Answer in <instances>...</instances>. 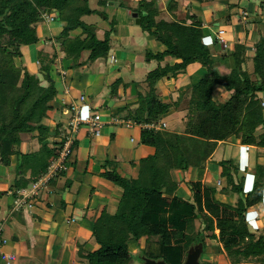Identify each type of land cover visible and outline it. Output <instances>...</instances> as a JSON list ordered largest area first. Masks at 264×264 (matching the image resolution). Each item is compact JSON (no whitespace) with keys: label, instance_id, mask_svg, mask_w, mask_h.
Masks as SVG:
<instances>
[{"label":"trees","instance_id":"16d2710c","mask_svg":"<svg viewBox=\"0 0 264 264\" xmlns=\"http://www.w3.org/2000/svg\"><path fill=\"white\" fill-rule=\"evenodd\" d=\"M112 1L96 0V4L105 8ZM193 1L204 5L207 0ZM140 3L137 15L142 32L145 36H152L166 50L156 55L145 52L146 61H156L158 67L149 71L141 83V91L136 94V107L128 111L127 117L131 116L138 125L159 121L172 104L161 101L156 92L157 82L169 74L177 76L183 73L192 64L201 65L206 73L180 96L188 97L186 121L181 132L141 129L140 144L153 148L154 153L139 161L136 179L121 177L112 162H105V170L100 177L120 188L122 194L115 213L108 215L102 211L94 222L92 236L98 249L93 262L128 264L134 259L143 264L139 256L128 251L127 243L145 237L150 240V247L142 252L146 258L181 264L192 242L187 234L195 231L192 222L197 218L205 224L204 231L211 233L209 238L216 239L213 232L218 230V240L229 256L242 253L244 259L258 257L264 251L262 238L251 236L244 221L247 209L261 202L263 185L258 173L251 191L245 194L236 178L238 165L232 160L221 163L228 171H223L227 185L219 193H234L237 200L233 206L216 200V188L204 187L200 196L199 190L194 191L197 184H192L193 193L189 201L175 194L170 199L165 198L161 190H175V184L171 185L172 170L197 169L196 183L199 184L206 162L219 141H229L237 135L242 144L264 147V142L257 143L254 139L256 129L264 123L258 97L264 93V37L255 43L251 58L246 57L245 46L239 44L230 52L214 55L203 43L201 22L196 16L188 15L190 12L187 11L189 24L185 20L158 19L159 11L153 3H146L147 9L143 5L145 2ZM176 8V0H169L166 4L168 11ZM128 10L132 15L134 11ZM46 12L51 16L55 14L65 24L54 39L72 63H77L84 53H87L88 62L108 60L111 50V32H104L103 37L98 38L95 25L86 24L83 20L91 15H97L103 21L107 19L103 11L90 7V0H0V157L1 163L16 176L13 197L17 191L29 188L46 171L48 161L44 163L43 158L52 159L61 147V143L55 150L48 147L49 143L43 145V141L48 139V128L42 121L48 111L54 110L56 96L55 87L47 75L51 59L39 52L42 79L20 65V48L39 41L35 25L40 23L42 14ZM76 29H81L82 38L71 37ZM52 49L51 58L56 54L55 45ZM249 60L252 62L251 73L243 70ZM165 61L166 65L162 67L160 63ZM219 65L229 69V73L221 75ZM44 79L48 81L45 84ZM118 85L119 81L112 85L111 93ZM220 86L231 92L230 98L223 103L213 100L214 92ZM27 134H36L40 151H44L40 159L36 153H21L22 136ZM11 158L16 159L14 168H10ZM28 172L30 176L26 180ZM2 195H7V192H0V198ZM204 231L202 226L193 239L201 241L203 247ZM255 260L264 262L263 257Z\"/></svg>","mask_w":264,"mask_h":264},{"label":"crops","instance_id":"0c3cea01","mask_svg":"<svg viewBox=\"0 0 264 264\" xmlns=\"http://www.w3.org/2000/svg\"><path fill=\"white\" fill-rule=\"evenodd\" d=\"M141 1L153 3L159 11L158 19L185 20L189 24L191 21L186 19L187 13L190 12L188 15L196 16L201 22L203 43L214 55L230 52L236 44H241L246 48V57L251 58L257 38L264 37V21H262L264 20V0H207L204 5L193 0H176L177 8L172 11L166 9L169 0H113L103 8L107 19L98 20L93 25H95L97 36L98 33L103 37L104 32H111L109 57L112 56V52L116 62L110 63L109 58L108 61L100 59L88 62L86 61L87 53H84L78 58L77 63H72L70 59L63 58L61 50L57 57H52V59L50 49L46 47L43 50L40 46L44 38L54 40L65 24L59 21L55 14H52L55 17L53 21L39 23L37 28L39 41L34 45L20 48L22 53L20 65L28 73L42 79V75L39 74V52H42L41 56L47 55L51 59L47 75L55 87L56 96L53 101L54 110L47 112V117L42 124L47 126L53 135L54 129L59 130L61 126L60 121L64 118L65 107L72 102H78L80 98H83L86 103L83 112L88 110L97 112L101 115L102 121L107 124L95 136L89 134L86 126H82L74 138L76 145L68 162V171L58 177V180H55L46 192L34 198L29 207L23 206L15 209L11 194L6 195L8 201L5 198L0 200V224L3 226L2 235L5 239L2 251L16 257L13 262L0 257V264H95L93 255L98 245L92 236L94 222L102 211L113 215L122 194L120 188L100 177L105 170V162H112L115 171L121 177L136 179L139 161L154 153L153 148L140 144L141 128L139 126L128 129L108 123L111 117L133 120L131 116L127 117V114L129 110L136 107L137 91H141L139 88L149 71L158 67L156 61H146L145 52L156 55L166 50L164 45L152 36H145L142 29L136 26L135 19L128 9L130 6L137 7V3L140 4ZM91 8L102 11L96 2ZM243 12L248 14L244 20H242ZM134 13H137V10H134ZM112 22L115 24L113 27ZM220 29L225 31L224 38L228 46L225 50L221 49L215 39V34ZM80 34L81 31L76 30L71 33V37ZM116 43L120 47L118 50ZM160 65L165 66L166 61ZM64 66L68 69L73 68V70L68 72ZM54 69L63 71L65 76L61 78L59 73L55 74ZM94 69H96L95 72ZM218 70L221 75L229 73V69L220 65ZM205 73L204 67L192 64L183 73L177 76L169 74L157 82L156 92L161 101L172 104L169 112L162 115L159 121L166 122L167 127L171 126L170 131H182V126H178V120H175L183 115L179 107L182 100L179 101V98L185 91H188L191 85L204 77ZM116 81H119V85L111 93L112 85ZM46 82L48 81L44 79V84ZM214 93L213 100L220 103L227 101L231 95V92H227L221 86L217 87ZM259 98L264 104V93L260 94ZM261 106L264 121V105ZM84 127L87 130L83 129ZM254 138L257 143L264 142V123L256 129ZM24 145L21 144V153H29L28 149L24 150ZM29 147L30 144H28ZM225 148L234 151L226 160L224 159ZM37 150H32L30 153ZM253 151H255V158L250 156ZM229 160L238 165L236 178L241 183L245 194L253 187L258 167L261 168L263 173L261 180L264 182V147L242 144L240 138L234 135L229 141L217 143L214 153L206 162L203 177L199 181L202 189L204 187L216 188L212 186L213 176L218 173L216 164ZM15 165L16 160L10 163V168H14ZM3 174H8V184H4L5 178L0 179V188L7 187L0 192H12L16 176L9 171L6 172L5 168L0 166V175ZM29 176L28 172L25 179L27 180ZM171 177L177 188L175 187L176 189L168 194L171 197L175 194L183 200H191V191L187 189L189 182L186 184L183 181L197 182V169L188 168L181 172L174 170L171 172ZM216 181L221 186L216 188L217 192L214 195L216 200L231 206L235 205L237 197L234 193L224 196L219 193V190L227 185V179L217 178ZM199 220V224L193 225L195 231L190 234L186 232L191 243L195 242L193 241L195 232L205 225L201 218ZM244 221L251 236L255 238L261 236L262 248H264V185L261 202L247 209ZM213 233L216 239L205 242V264H264V262L255 260V258H264V251L260 256H250L248 259H244L242 253H232L229 256L218 240V230L214 229ZM204 234L210 235L211 233L204 232ZM141 240H143L144 247L140 243ZM149 243L150 240L145 237L130 240L127 243L128 251L139 256L147 246L150 247ZM129 264L140 263L133 260Z\"/></svg>","mask_w":264,"mask_h":264},{"label":"built area","instance_id":"2783aa9c","mask_svg":"<svg viewBox=\"0 0 264 264\" xmlns=\"http://www.w3.org/2000/svg\"><path fill=\"white\" fill-rule=\"evenodd\" d=\"M248 16L247 12L242 13V20ZM41 18L47 22L53 21L54 17L47 14H42ZM216 41L221 46L222 50L228 48L225 41H223L221 36L216 37ZM61 76H65V73L60 70ZM86 103L84 102L83 98H80L78 102H72L63 111V115L67 117V123L62 128L59 129L61 131V147L57 151L56 156L53 157L48 166L46 171L41 174L34 182H32L27 189H22L15 193L13 197V207L15 209L22 208L27 200L34 198L41 189L44 187H48L49 183L62 174H65L69 167L68 162L69 158L74 149L75 143V135L77 132L82 128V126H86L88 128V132L91 136H95L99 133L106 122H103L101 119V115L97 112H93L88 110V114L83 116V108L85 107ZM261 105H264L261 103ZM110 125L116 126H123L125 128H133L134 126H139L141 129L147 130H154L160 131L166 128V125L163 123L152 122L149 124H137L135 121L130 119H120L111 117L108 121ZM11 195L13 193L10 192ZM3 226L0 224V257L6 258L8 261L13 262L15 261L16 257L12 254H6L2 251V247L4 246L5 239L3 238Z\"/></svg>","mask_w":264,"mask_h":264},{"label":"rangeland","instance_id":"374dc122","mask_svg":"<svg viewBox=\"0 0 264 264\" xmlns=\"http://www.w3.org/2000/svg\"><path fill=\"white\" fill-rule=\"evenodd\" d=\"M117 1H119V0H117ZM95 2H96V0H90V7L92 6V5H95ZM139 4L137 3V7H135V6H130V9H132L133 11L134 10H139V6H138ZM140 5H142L141 3H140ZM144 5V7H146V9L148 8V4H146V2H145V4H143ZM102 11H103V8L101 9ZM45 14H47V15H49V13L48 12H46ZM133 14H137V13H134L133 12ZM144 14V13H143ZM141 15H142V13H141ZM259 17L262 19V17H261V15H259ZM41 19V21H40V23L41 22H46L45 20H43L42 18H40ZM84 22L86 23V24H95L98 20H100L99 19V17L97 16V15H92L91 17H85L84 19ZM244 20V19H243ZM101 21V20H100ZM262 21H264V20H262ZM57 22V21H56ZM134 22H135V20H134ZM57 24V23H56ZM40 24L39 23H37L36 25H35V27H36V33H37V28H38V26H39ZM52 26H55V25H52ZM136 26H138L140 29H141V27L139 26V24H136ZM76 30H80L81 31V29H76ZM75 30V31H76ZM228 32V31H227ZM73 33V32H72ZM224 33H225V31H223V30H218L217 32H216V34H215V39H216V37L217 36H221L222 37V39H223V41H225V38H224ZM79 37H81L80 35H78ZM98 36L100 37V38H102V36L98 33ZM77 37V36H76ZM262 38V36H259L258 38H257V41H259L261 38ZM37 38H38V33H37ZM82 38V37H81ZM40 40H42L41 39V36H40ZM217 40V39H216ZM225 43L227 44V42L225 41ZM59 43H56V41H55V39L54 40H52V39H48V38H44V41L42 40V45H40L41 46V48L44 50L46 47H48L49 49H50V56L52 55L51 54V51L53 50L52 49V46L53 45H55V57H57V54H59V52H60V47H59V45H58ZM239 45H241V44H239ZM114 46V45H113ZM244 46V45H243ZM116 49L118 50V49H120V47L118 46V43H116ZM228 51V50H227ZM61 54H62V56H63V58L66 60V55L64 54V53H62V51L60 52ZM114 53V52H113ZM130 54H132V53H130ZM254 54V53H253ZM111 55L112 56H110L109 57V59H110V63H115L116 62V60H115V58L113 57V54H112V52H111ZM245 55H246V53H245ZM61 56V55H60ZM39 59V58H38ZM45 60V59H44ZM108 61V60H107ZM106 61V62H107ZM145 62V61H144ZM71 65V64H70ZM65 68L67 67V66H64ZM38 69V68H37ZM40 69V68H39ZM67 70H68V72H70L69 70H73V68H71V69H68V68H66ZM243 70H245V71H247V72H249V73H251V70H252V62H251V60L249 61V63H246L244 66H243ZM40 71V70H39ZM54 72H55V74L56 73H59V76L61 77V78H63L62 76H61V73H60V70L59 69H54L53 70ZM96 71V69H94V72ZM53 72V73H54ZM90 72H92V71H90ZM40 74V73H39ZM160 94H161V92H159ZM215 95V94H214ZM259 97V96H258ZM172 98H176L177 99V97H175V96H172ZM182 100V102H181V104H180V111H182V113H183V115H181L179 118H177V119H175V120H178V126H182V128L184 127V124H185V121H186V111L185 110H187V104H188V97H180L179 98V101H181ZM92 107V106H91ZM184 111H185V113H184ZM84 112H86V111H84ZM83 112V116H85V115H87L89 112L87 111L86 113H84ZM185 114V115H184ZM60 117H62L61 115H60ZM67 117H65L64 116V118L60 121V127H59V129L60 128H62L64 125H66L65 123H67ZM160 121V120H159ZM160 123H163V124H165L166 125V130L167 131H170V130H172V128H171V126H169V127H167V124H166V122H164V121H161ZM57 125H58V122H57ZM83 129H85V130H87V128L86 127H84ZM55 130H56V132H55ZM163 130H165V129H163ZM61 131H63V129L61 130ZM61 131H59L58 129H54V133H53V135H52V133L49 131V129H48V139L47 140H49V144H48V147L50 148V149H56L57 148V146L59 145V143H60V141H61ZM56 133V134H55ZM56 135V136H55ZM35 139V140H34ZM255 139V138H254ZM22 140H23V145H24V150H27L28 149V151H29V153L32 151V150H37V151H35V152H32V153H36L37 154V158L38 159H40L43 155H44V151L41 149V151H40V148H41V145H40V143H39V141H38V139H37V137H36V135L34 136L33 134H27V135H24V136H22ZM44 142V141H43ZM30 144V147L28 148V144ZM26 144H27V148H26ZM224 152H225V156H224V159L226 160L227 159V157L229 158L230 157V155L234 152V151H232V150H230V149H228V148H225L224 149ZM254 152L255 151H253L251 154H250V156L252 157V158H255L254 156ZM25 154V153H24ZM234 155V154H233ZM44 160H43V162L45 163L46 161H48V163L50 162V160L51 159H49L48 157H44L43 158ZM69 159H71V157L69 158ZM16 159L15 158H11V162H13V161H15ZM229 161H231V160H229ZM40 164H42L43 165V163L42 162H39ZM221 163L222 162H219V163H217L216 164V169H217V171H218V173L217 174H215L214 176H213V180H214V183H213V185L212 186H214V187H216L217 189L219 188V187H221L220 185H219V182H217L216 180H217V178H223V171L224 170H226V171H228V169L225 167V168H223L224 167V164H222L221 165ZM0 166H2L3 168H5V170H6V172H8V168H6L2 163H1V157H0ZM250 166V165H249ZM172 171H174V170H172ZM171 171V172H172ZM178 171H184V170H178ZM171 172H170V176H171ZM249 172V171H248ZM251 173H253V171H250ZM258 174L262 177L263 176V173L261 172V168L260 167H258ZM185 174V173H184ZM6 179V181H5V183L4 184H8V174H3V175H0V179ZM224 178H226V177H224ZM186 179V178H185ZM55 180H58V178H56V179H53L50 183H49V185H48V187H44L43 189H41V191H39L38 193H37V195L34 197V198H36V197H38L41 193L43 194L44 192H46L47 190H48V188H49V186L51 185L52 186V184H53V182L55 181ZM171 180H172V177H171ZM172 183H171V185L173 184V181H171ZM184 183H186L187 184V182H189L188 183V186H187V189L189 190V191H191L190 192V195L193 193V185L192 184H197V185H194L195 186V190L194 191H197V190H199V194H200V196H202V192H203V189H202V187H201V183H196V181L195 182H191L190 180H186V181H183ZM198 182V181H197ZM261 182H262V184L264 185V182H263V180H261ZM29 186V185H28ZM170 186V185H169ZM183 186H185L186 187V185L185 184H183ZM171 187V186H170ZM169 187V188H170ZM5 188H7V187H5ZM5 188H0V190H4ZM177 188V187H176ZM175 188V189H176ZM163 189H164V191H163ZM162 190H161V193L163 194V196L165 197V198H172L171 197V195H169L168 193L169 192H167V189L166 188H163ZM5 192H7V194H9L10 195V192H8V191H5ZM4 192V193H5ZM12 193V192H11ZM181 194V193H180ZM221 196H224V195H222V194H220ZM219 195V196H220ZM187 196H188V194H187ZM191 197H192V195H191ZM3 198H5L7 201H8V197H6V195H2V197L0 198V200L2 199L3 200ZM34 198H31V199H29V200H27L26 201V203L24 204V206L25 207H29L30 206V204H31V201H33V199ZM4 199V200H5ZM227 200V199H226ZM3 203L5 204V202L3 201ZM196 223H200V220H199V218H197V219H195L193 222H192V224L194 225V224H196ZM192 225V226H193ZM205 226V225H204ZM203 226V227H204ZM203 231H204V229H203ZM204 232H206V231H204ZM209 235L208 234H205V239H204V242H206V240L207 241H211V238H209L208 237ZM142 239V238H141ZM144 239V238H143ZM152 241H154L155 240V238H152L151 239ZM140 243H141V245H142V247H144L143 246V240H141L140 241ZM144 250V249H143ZM206 250H204V252H202V254H201V256H200V264H205V256H206ZM133 260L134 259H132V260H130V262H133ZM129 262V263H130ZM128 263V264H129Z\"/></svg>","mask_w":264,"mask_h":264},{"label":"water","instance_id":"95a60500","mask_svg":"<svg viewBox=\"0 0 264 264\" xmlns=\"http://www.w3.org/2000/svg\"><path fill=\"white\" fill-rule=\"evenodd\" d=\"M132 17L135 19L136 24L140 23V19L137 14H132ZM48 144V140L43 142V145ZM183 168H185V163H183ZM164 191V189H163ZM201 239V237H200ZM204 252V247L202 242H194L189 245L186 252L184 253V260L181 264H200V256ZM139 259L143 264H167L162 259H150L146 258L143 254H139Z\"/></svg>","mask_w":264,"mask_h":264}]
</instances>
